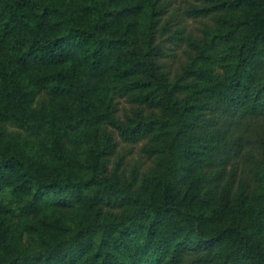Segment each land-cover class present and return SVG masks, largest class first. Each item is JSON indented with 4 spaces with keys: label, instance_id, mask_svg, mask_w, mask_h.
I'll return each mask as SVG.
<instances>
[{
    "label": "trees",
    "instance_id": "1",
    "mask_svg": "<svg viewBox=\"0 0 264 264\" xmlns=\"http://www.w3.org/2000/svg\"><path fill=\"white\" fill-rule=\"evenodd\" d=\"M193 1L0 0V264H264V0Z\"/></svg>",
    "mask_w": 264,
    "mask_h": 264
},
{
    "label": "rangeland",
    "instance_id": "2",
    "mask_svg": "<svg viewBox=\"0 0 264 264\" xmlns=\"http://www.w3.org/2000/svg\"><path fill=\"white\" fill-rule=\"evenodd\" d=\"M170 6L168 14L164 19V23H171L172 33L178 29L182 30L185 36L192 35L200 37L202 30L205 28L206 20H196L188 17L187 11L194 4L193 0H169ZM167 39V38H166ZM168 57L162 59L161 63L164 69L174 78L182 72L183 67L187 64L186 45L184 42L180 44H172L168 40L167 44ZM119 117L122 122L127 121V115H131L132 105L126 100H119ZM146 114V112H145ZM119 142L118 155L113 160L117 163L118 160L122 162L121 172L130 180L134 176L135 171L140 173V176L146 175L150 172L153 166L154 159L150 158L145 151L148 144L147 140L136 144H130L122 141L116 134ZM116 164L110 166L114 169Z\"/></svg>",
    "mask_w": 264,
    "mask_h": 264
}]
</instances>
